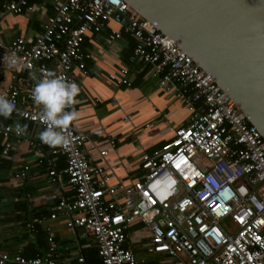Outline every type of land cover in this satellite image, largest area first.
Returning a JSON list of instances; mask_svg holds the SVG:
<instances>
[{"label":"built area","instance_id":"1","mask_svg":"<svg viewBox=\"0 0 264 264\" xmlns=\"http://www.w3.org/2000/svg\"><path fill=\"white\" fill-rule=\"evenodd\" d=\"M51 1L53 14L46 16L33 44L25 38L0 43V73L1 69L14 73L15 81L0 93L14 103L9 117L43 130L42 108L32 99L33 87L48 73L71 82L74 68L87 73L91 55L83 48L85 39L90 33H102L116 14L129 24L110 30L106 42L131 35L136 41L131 61L149 66L164 92L176 83L177 97L191 112L187 125L171 129L172 139L143 154L144 173L131 186L110 185L113 169L93 163L87 150H98L101 158L108 151L97 146L93 134L74 124L64 133L69 144L51 150V158H66L62 170H50L51 182L63 185L66 179L74 193L59 201V209L70 229H81L95 242L97 264H147L129 247V230L137 224L150 233L148 252L163 256L164 264H264V137L258 129L171 37L123 0ZM35 6L32 0L3 3L0 27L6 15L32 12ZM128 75L124 68L110 78L131 86ZM0 135L5 139L2 156L6 157L12 138L19 141L26 133L18 135L15 125L0 124ZM111 144L115 146V141ZM29 170L25 166L17 177L26 178ZM49 218L56 219L57 214L26 222L31 234H47L44 254L28 258L0 251V264H93L82 253L66 257L58 253L51 228L46 226Z\"/></svg>","mask_w":264,"mask_h":264},{"label":"crops","instance_id":"2","mask_svg":"<svg viewBox=\"0 0 264 264\" xmlns=\"http://www.w3.org/2000/svg\"><path fill=\"white\" fill-rule=\"evenodd\" d=\"M9 0H0V7ZM36 3L32 12L21 15H6L0 27V43L9 45L17 38H25L33 44L43 31L46 16L53 14L52 1ZM44 6L45 8H42ZM123 24L112 19L100 34L87 35L83 48L91 55L86 61L87 73L73 69V81L79 88L74 109L78 119L73 124L81 131L93 134L92 138L103 150L105 158L98 150H87L93 163L105 169H113L111 186L122 182L131 186L143 175L142 156L161 148L174 137L176 129L188 124L191 112L187 104L177 97L179 86L171 84L172 90L164 92L159 81L153 77L151 68L140 62H132L136 45L134 38L123 34L112 44L106 42L110 30H122ZM128 69L131 86L118 84L111 75H118L121 69ZM0 93L14 84V73L1 69ZM26 126V136L17 141L5 157L0 155V251L13 254L25 253L37 241V236L26 229V222L36 216L52 213L46 226L51 228L54 246L64 257L75 253L83 254L89 248H96L95 242L81 229L68 227V218L62 215L59 201L71 198L74 193L66 179L63 185L51 182L49 172L66 166V158H51L54 147L39 139L42 129L28 121L0 116V124ZM101 131L102 135H96ZM111 141H115L112 146ZM5 140L1 142L4 147ZM29 166L26 178L17 174ZM130 244L135 253L147 260V264H164L165 258L150 254L148 244L150 233L146 226L137 224L130 228ZM76 240V241H74ZM47 244L49 245L48 241Z\"/></svg>","mask_w":264,"mask_h":264},{"label":"water","instance_id":"3","mask_svg":"<svg viewBox=\"0 0 264 264\" xmlns=\"http://www.w3.org/2000/svg\"><path fill=\"white\" fill-rule=\"evenodd\" d=\"M123 1L171 37L264 137V0Z\"/></svg>","mask_w":264,"mask_h":264},{"label":"clouds","instance_id":"4","mask_svg":"<svg viewBox=\"0 0 264 264\" xmlns=\"http://www.w3.org/2000/svg\"><path fill=\"white\" fill-rule=\"evenodd\" d=\"M79 92L80 88L75 82L53 73H48L33 87L31 96L34 103L42 108L39 118L45 125L39 134L42 143L51 147H66L69 144L64 133L78 119V112L72 106L77 103ZM14 110V103L0 95V116L8 118ZM25 130L26 126L15 125L18 135Z\"/></svg>","mask_w":264,"mask_h":264},{"label":"trees","instance_id":"5","mask_svg":"<svg viewBox=\"0 0 264 264\" xmlns=\"http://www.w3.org/2000/svg\"><path fill=\"white\" fill-rule=\"evenodd\" d=\"M37 2H39V1L38 0H32L33 4H36ZM129 36H131V35H129ZM2 141H3V136L0 135V155L1 156H2V151L4 148L1 146ZM35 236H37L36 243L31 245V250H29V248H30V246H29V248L25 251V253H22L23 256L28 257V258L36 257V256L44 254L45 251L48 249L47 234L44 231H40ZM83 255L85 256L87 262H89V263H93V264L100 263V260L97 257V249L96 248H89V249L84 250Z\"/></svg>","mask_w":264,"mask_h":264}]
</instances>
